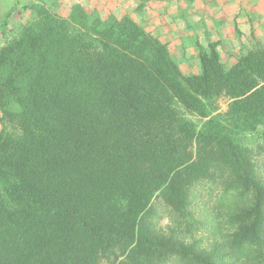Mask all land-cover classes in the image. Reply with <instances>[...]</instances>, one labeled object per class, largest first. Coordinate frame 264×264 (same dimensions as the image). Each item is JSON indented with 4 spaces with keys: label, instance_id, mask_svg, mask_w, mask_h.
Returning a JSON list of instances; mask_svg holds the SVG:
<instances>
[{
    "label": "trees",
    "instance_id": "1",
    "mask_svg": "<svg viewBox=\"0 0 264 264\" xmlns=\"http://www.w3.org/2000/svg\"><path fill=\"white\" fill-rule=\"evenodd\" d=\"M24 6L0 46V264H264L263 166L243 140L264 138V44L226 68L210 41L187 75L130 13ZM179 104L207 118L200 129ZM204 191L219 226L195 215ZM156 200L222 241L160 234Z\"/></svg>",
    "mask_w": 264,
    "mask_h": 264
},
{
    "label": "rangeland",
    "instance_id": "2",
    "mask_svg": "<svg viewBox=\"0 0 264 264\" xmlns=\"http://www.w3.org/2000/svg\"><path fill=\"white\" fill-rule=\"evenodd\" d=\"M40 1L45 3L53 12L60 15H66L69 12V5L77 0H0V21L6 16L8 10L12 6L15 7L13 14L6 19L5 24L0 26V46L3 45L8 39L15 36L22 25L26 22L30 16L29 10L25 9L24 5L29 2ZM223 4V2H222ZM149 2L147 0L142 1L135 10L148 7ZM255 8L238 6V13H234L233 16L228 15L226 17L225 24L222 26H216L213 30L204 32L195 39V47L198 48L197 56L192 52L188 55L189 60L182 58L176 60L182 71L187 74H196L201 71L199 61V48L207 47L208 42H215L220 52L221 59L226 68H230L235 64L243 55H245L255 45L264 44V0H259ZM100 14L106 16L121 17L124 13L132 11L131 8L125 5L122 8L106 7L101 9ZM95 13L99 11L92 9ZM236 12V11H235ZM227 14L224 10V5L218 8L217 14ZM134 17V14H131ZM135 18V17H134ZM136 19V18H135ZM137 20V19H136ZM142 25L145 26L142 22ZM146 27V26H145ZM157 35L154 31H151ZM158 36V35H157ZM229 99L226 96H221L215 101V109L212 115L216 113H224L228 109ZM177 112L185 119L190 121L196 128L200 129L206 117L200 116L198 113L186 109L182 105H177ZM243 140L254 148L255 158L262 164L264 176V138L260 135H247ZM259 146V148H258ZM195 202V215L201 220L209 223L210 226H219L220 213L217 208L216 196H210L206 191L200 192ZM154 209L156 218L154 221V228L157 232L163 235L172 236L175 239L182 240L186 243L195 242L203 249H212L215 245L222 241V235L219 228L214 230L202 229L195 230L190 233L187 232L180 224L176 223L173 217L170 215L168 208L159 200L154 202ZM106 263V262H105Z\"/></svg>",
    "mask_w": 264,
    "mask_h": 264
},
{
    "label": "crops",
    "instance_id": "3",
    "mask_svg": "<svg viewBox=\"0 0 264 264\" xmlns=\"http://www.w3.org/2000/svg\"><path fill=\"white\" fill-rule=\"evenodd\" d=\"M90 9H97L123 5L132 9L128 11L145 24L147 30L154 31L165 42H168L172 55L176 60L188 58L192 52L197 56L198 48L195 47L194 37L216 26H224L226 17L233 16L238 6L252 7L259 0H147L148 7L135 10L144 0H82ZM223 2V4H222ZM224 5L227 14H217L218 8ZM257 10V8H255ZM236 11V12H235ZM105 15V14H101ZM192 55V54H191Z\"/></svg>",
    "mask_w": 264,
    "mask_h": 264
}]
</instances>
